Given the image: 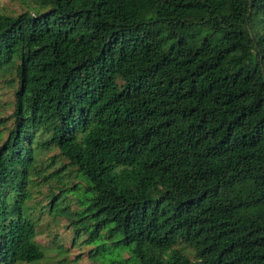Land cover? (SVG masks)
Masks as SVG:
<instances>
[{"label":"trees","instance_id":"16d2710c","mask_svg":"<svg viewBox=\"0 0 264 264\" xmlns=\"http://www.w3.org/2000/svg\"><path fill=\"white\" fill-rule=\"evenodd\" d=\"M21 1L0 264L47 260L44 215L100 264H264V0Z\"/></svg>","mask_w":264,"mask_h":264},{"label":"rangeland","instance_id":"374dc122","mask_svg":"<svg viewBox=\"0 0 264 264\" xmlns=\"http://www.w3.org/2000/svg\"><path fill=\"white\" fill-rule=\"evenodd\" d=\"M28 9L29 5L21 0H0V14L15 16L25 12ZM13 99V91L11 89L5 88L4 91H2V103L6 104V109L3 108V118H8L12 114L13 109L11 108L10 102L13 101ZM11 124L12 121L9 120L8 125L10 126ZM50 156H52V154L46 156V158L48 159ZM47 191V187L42 189V192L44 193H47ZM38 197L40 198L38 201L41 200V196ZM42 218L43 235L40 236L37 241L49 248V250L47 260L40 264H58L60 260H65L63 264H100L92 260V258L89 256V250L91 248L85 247L83 249H79L78 247L72 246V235H70L71 230L66 228L67 223L65 221H55L49 215H44ZM55 236H57V238L60 240H65L63 241V244L68 250L66 255L59 256L57 253H55V246L52 244ZM126 256L128 255L126 254Z\"/></svg>","mask_w":264,"mask_h":264}]
</instances>
